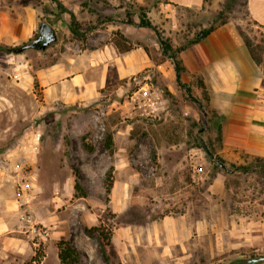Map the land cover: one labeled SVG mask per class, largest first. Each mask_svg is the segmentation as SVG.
Wrapping results in <instances>:
<instances>
[{
	"label": "rangeland",
	"instance_id": "obj_1",
	"mask_svg": "<svg viewBox=\"0 0 264 264\" xmlns=\"http://www.w3.org/2000/svg\"><path fill=\"white\" fill-rule=\"evenodd\" d=\"M59 2L62 8L52 0H0V46L8 47L0 49V154L21 142L30 155L29 164L21 170L28 173L21 190L24 199L16 202L18 216L10 222L12 230L0 236V248L7 254L0 257V264H60V239L70 241L79 251L76 264H107L97 240L100 232L109 235L116 254L110 255V264H181L170 256L161 257L159 248L148 246L141 228L161 222L176 207L179 210L177 205L187 199L185 193L192 192L195 197L197 191H206L218 172L226 180L223 205L246 209V215L254 210L253 216H259L264 206V159L250 157L234 164L218 154L222 144L220 116L203 95L205 90L209 97L204 83L189 79L179 58L183 53L194 67L199 55L209 56L205 49L208 44L222 41L226 46L243 47L264 73V27L249 17L246 0H205L198 8L165 6L157 0ZM71 13L82 37L76 38L70 31ZM142 16L152 27L139 25ZM42 21L55 29L57 41L44 50L14 53V47L37 36ZM121 23L145 27L137 36L140 41L129 43L144 41L155 60H168L173 68L171 79L154 69L124 80V92H113L109 97V87L97 102L42 108L35 70L63 53H76L103 42L108 24ZM163 48L172 59L162 54ZM173 60L179 64V74L183 73L180 80L175 76ZM15 80H21L22 86ZM142 84L145 87L135 94ZM109 136L111 152L106 148ZM169 143L204 146L207 166L202 177L193 175L191 158L185 156L189 150L168 148ZM118 148L124 164L115 160ZM217 158L222 162H216ZM76 170L85 197H76ZM108 172L112 181L109 193L105 191ZM9 184L15 188L16 197L20 185L0 181L1 188ZM22 211L32 212L38 227L48 229L46 238L20 232ZM134 222L141 226L125 239V245L118 230ZM93 227H97L95 237L85 232ZM106 250L109 253L110 247ZM237 253L239 256L225 255L209 264H264L259 260L264 256V246L246 247Z\"/></svg>",
	"mask_w": 264,
	"mask_h": 264
},
{
	"label": "crops",
	"instance_id": "obj_2",
	"mask_svg": "<svg viewBox=\"0 0 264 264\" xmlns=\"http://www.w3.org/2000/svg\"><path fill=\"white\" fill-rule=\"evenodd\" d=\"M157 1L165 6L183 8H198L204 3V0ZM246 10L253 21L264 27V0H246ZM143 30H146L145 27L130 24H108L104 30L107 37L104 36L103 42L98 41L92 46L78 49L76 53H63L51 64L38 67L34 75L42 108L55 105L85 106L97 102L109 87L112 88L109 97L113 92L119 94L124 92L125 84L131 78L136 79L141 73L154 69H159L171 79L172 66L168 60L158 63L152 59L145 50L148 43L135 42L130 50L120 52L111 40L113 33L118 31L128 41H140L137 36L145 32ZM205 49L209 56L199 55V62L194 67L188 56L185 58L182 53L179 58L186 67V76L204 83L209 92L210 107L220 116L222 144L218 154L234 164L244 163L250 157L264 159V73L246 55L243 47L226 46L221 41L212 42ZM174 71L180 80L183 73L178 77L177 69ZM20 76L22 77L21 74ZM124 80L127 82H123ZM15 81L22 86L21 80ZM144 87L145 84L140 85L134 93H140ZM155 103L153 100L154 106ZM166 146L171 149H188L185 156L191 158L193 175L201 174L202 177L207 166L204 146L190 147L185 143H169ZM6 148L0 158L10 159L12 168L9 171L0 170V181L12 183L14 179L19 180L21 177L25 180L28 172H19L14 166L29 164V148L21 142ZM119 150L121 149L116 150L115 160L118 164L119 161L124 164L125 158H120ZM110 162L114 164L113 161ZM81 173L83 174L82 170ZM24 180H21L22 183ZM225 186V176L218 172L206 191H197L195 197L192 192L185 193L187 199L177 205L179 210L176 207L161 222L156 221L154 225L150 223L141 228L143 238H147L149 242L148 246L151 244V247L159 248L161 257L170 256L171 260L181 264H209L221 261L225 255L239 256L238 250L246 247L264 246V206L257 217L253 216L256 215L254 210L246 215V209L239 211L230 204L224 206L222 198ZM15 192L11 184L0 187V236L12 230L13 224L10 222L15 220V215L18 216ZM130 225L118 230L125 245V239L137 230L138 225L141 226L135 222ZM154 228L156 233L153 232ZM120 250L118 248L119 254ZM2 255L7 254L0 248V257Z\"/></svg>",
	"mask_w": 264,
	"mask_h": 264
},
{
	"label": "trees",
	"instance_id": "obj_3",
	"mask_svg": "<svg viewBox=\"0 0 264 264\" xmlns=\"http://www.w3.org/2000/svg\"><path fill=\"white\" fill-rule=\"evenodd\" d=\"M54 2H56L57 6L58 7H61L62 6L60 5V2L59 0H52ZM205 1V0H204ZM140 23L139 25L141 26H147V27H152L151 26V23L147 20V19H144V17L142 16L140 18ZM129 22H132L131 20H129ZM79 25L74 17V15L71 13V20H70V31L72 33L73 36H75L76 38H79V37H82L83 33L80 32V29H79ZM111 40L112 42L115 44V46L118 48V50L121 52V51H128L132 48V45L129 43L128 39L122 35L121 33L119 32H115L113 33V36H111ZM248 48H249V43L246 42ZM0 49L1 50H8V47H2L0 46ZM145 50L148 52V54L150 55V57L152 59H154L152 57V55L149 53V50L147 47H145ZM162 54L166 57H170L171 59L173 58L172 55H169L167 53V51H165V49L163 48L162 49ZM155 60V59H154ZM156 62L160 63L163 61L162 58L160 59H157L155 60ZM173 63L174 65L176 66V69H177V72L180 70V67H179V64L176 60H173ZM178 77H179V72H178ZM200 84H202V82L200 81ZM203 95L205 97L206 100L209 99L208 97V94L205 90H203ZM201 104V102H199ZM213 115H216V113H213ZM220 125V124H219ZM218 133H219V136H220V126L218 128ZM108 143H107V149L110 150V152L112 151V143H111V138L110 136L108 137ZM86 148H88V150L92 149L91 146H86ZM205 150L208 152L209 156H212V153L205 147ZM218 160V161H216ZM215 161L216 162H222L220 160V158H217ZM241 168V167H240ZM243 170H247L246 167H242ZM75 183H74V190L77 193L76 197H85L86 196V193L84 191H82L80 185H79V182L77 179L80 178V172L78 170L75 171ZM111 184H112V181H111V177H110V173L108 172V174H106V177H105V191L107 193L110 192V188H111ZM94 231H97V227H93V228H86L85 229V232L89 235V236H96L94 234ZM97 240H98V243H99V247H100V250H101V253H102V256L104 258V260L106 261L107 264H110L111 263V260H110V255H112L113 257L116 256V254L114 253L113 249H112V246H111V241H110V237L107 233H103V232H100L99 233V236L97 237ZM57 247H58V258H59V261H60V264H76L79 259H80V253L79 251L73 246V244L68 241V240H65V239H60L57 243ZM106 247H110V252L108 253L107 250H106Z\"/></svg>",
	"mask_w": 264,
	"mask_h": 264
},
{
	"label": "built area",
	"instance_id": "obj_4",
	"mask_svg": "<svg viewBox=\"0 0 264 264\" xmlns=\"http://www.w3.org/2000/svg\"><path fill=\"white\" fill-rule=\"evenodd\" d=\"M148 100H150V98H148ZM9 163H10V159L0 158V170L9 171L12 168V164L10 165ZM24 167L25 165L18 164L17 166H14V169H17L19 172H21V170ZM22 179L24 180V178L22 177L19 178V180L14 179L12 182L14 185H20V188H21L20 191H18L16 194L17 202H21L24 199L23 194H22V191H23L22 188H24L23 186L24 183H22L21 181ZM19 226H20L19 230L22 233H27V232L36 233L43 239L48 236V229L44 226L38 227V223L36 222L33 213L30 211H22L19 213Z\"/></svg>",
	"mask_w": 264,
	"mask_h": 264
},
{
	"label": "water",
	"instance_id": "obj_5",
	"mask_svg": "<svg viewBox=\"0 0 264 264\" xmlns=\"http://www.w3.org/2000/svg\"><path fill=\"white\" fill-rule=\"evenodd\" d=\"M57 41V34L55 29L46 21H42L38 25V34L28 43L22 44L18 47H14L12 51L14 53H21L26 49L44 50L48 46ZM259 260H264V256H261ZM215 264H222L217 262Z\"/></svg>",
	"mask_w": 264,
	"mask_h": 264
}]
</instances>
